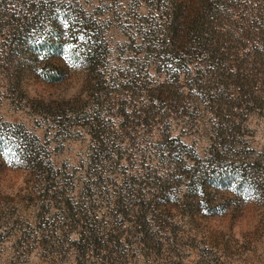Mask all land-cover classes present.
Segmentation results:
<instances>
[{
	"label": "rangeland",
	"instance_id": "1",
	"mask_svg": "<svg viewBox=\"0 0 264 264\" xmlns=\"http://www.w3.org/2000/svg\"><path fill=\"white\" fill-rule=\"evenodd\" d=\"M0 264H264V0H0Z\"/></svg>",
	"mask_w": 264,
	"mask_h": 264
},
{
	"label": "trees",
	"instance_id": "2",
	"mask_svg": "<svg viewBox=\"0 0 264 264\" xmlns=\"http://www.w3.org/2000/svg\"><path fill=\"white\" fill-rule=\"evenodd\" d=\"M221 167H222V165H221ZM220 167V168H221ZM220 168H218V169H220ZM223 174V172L221 171L219 174H218V176L216 177V178H218L219 180H221L222 179V177L220 176V175H222ZM215 178V177H214ZM218 179H216V180H218Z\"/></svg>",
	"mask_w": 264,
	"mask_h": 264
}]
</instances>
